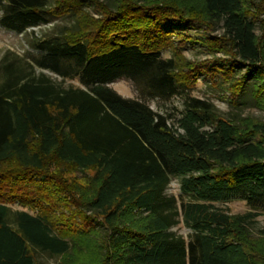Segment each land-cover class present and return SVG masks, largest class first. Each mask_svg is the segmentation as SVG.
<instances>
[{
    "label": "trees",
    "instance_id": "trees-1",
    "mask_svg": "<svg viewBox=\"0 0 264 264\" xmlns=\"http://www.w3.org/2000/svg\"><path fill=\"white\" fill-rule=\"evenodd\" d=\"M108 1L54 0L47 11L48 0H0L2 25L12 30L74 12L73 28L41 40L34 63L83 86L65 89L5 66L0 264H37L36 250L61 264H264V232L252 237L245 227L264 213V122L235 124L188 94L203 75L236 103L251 79L253 103L264 111V0ZM219 22L222 34L211 35ZM175 26L197 30L198 38L177 36L200 41L212 59L184 58L172 46ZM168 48L172 56L163 58ZM121 78L138 98L106 87ZM180 93L174 128L146 101ZM172 178L178 200L164 194ZM233 201L252 211L214 207ZM14 202L36 212L19 211L10 225ZM179 216L187 238L171 230Z\"/></svg>",
    "mask_w": 264,
    "mask_h": 264
},
{
    "label": "rangeland",
    "instance_id": "rangeland-1",
    "mask_svg": "<svg viewBox=\"0 0 264 264\" xmlns=\"http://www.w3.org/2000/svg\"><path fill=\"white\" fill-rule=\"evenodd\" d=\"M109 3L108 0H100ZM0 4V84L5 78V66L7 64L13 65L17 70L16 73L24 76L39 77L49 79L58 87H83L77 80L61 79L56 74L49 70L41 69L35 65L34 60L41 55V51L37 48V45L41 40L52 37H60L66 30L73 28L75 14L72 10H64L58 13H47L44 17L45 21L40 22L37 25L27 27L23 30H12L2 25V10ZM194 5H199L197 0H194ZM54 6V0H48L47 11L51 10ZM84 11L93 13L91 6L84 4L82 6ZM221 22L213 25L211 35L219 36L222 34ZM171 41L172 46L179 49L181 55L189 61L203 62L212 59V55L208 54L201 45L200 41H183L177 36V33L186 34L192 38H198L195 34L197 30L186 29L183 27H171ZM258 33V32H257ZM163 58H169L172 56L170 48L161 53ZM216 58L224 59L222 54L216 53L213 55ZM252 81L248 82L245 92L242 93L237 99L236 103H232L229 99L228 92L221 86H214L210 84V80L203 75L198 76L197 81L192 89L188 91L191 97L203 100L211 104L218 115L225 119L231 120L237 124L238 119L249 117L258 121L264 122V111L257 108L250 93L252 88ZM109 89L113 90L121 97L128 99L138 98V93L134 88L131 81L126 79H117L116 81L106 85ZM182 93L173 96L171 99L164 101L158 99L147 100L148 106L155 112L166 117L167 122L174 125L176 128V121L180 118V113L183 111V99ZM80 177L81 174H76ZM166 196H173L177 200L180 199L179 181L176 178H172L164 190ZM182 197V196H181ZM183 199H187L183 196ZM9 212L7 215V222L10 225L16 223V213L19 211H25L29 214H34L36 208L21 207L17 202L9 203ZM221 210L226 211L230 215L241 216L252 209L247 206L244 201H233L225 204H214ZM182 218L179 216V223L171 230L184 238H187L192 233L191 229L183 224ZM246 230L252 237H258L261 232H264V213L260 212L258 216L246 221ZM35 256L37 264H61L58 256L49 255L48 253L36 250Z\"/></svg>",
    "mask_w": 264,
    "mask_h": 264
}]
</instances>
